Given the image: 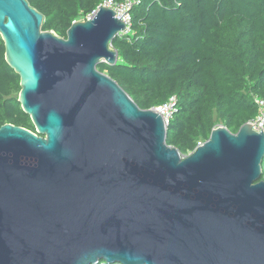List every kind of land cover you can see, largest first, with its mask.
I'll return each mask as SVG.
<instances>
[{
  "label": "water",
  "instance_id": "1",
  "mask_svg": "<svg viewBox=\"0 0 264 264\" xmlns=\"http://www.w3.org/2000/svg\"><path fill=\"white\" fill-rule=\"evenodd\" d=\"M0 0L5 61L35 128H0V264H264V133L214 128L186 156L97 69L126 30L98 7L66 39Z\"/></svg>",
  "mask_w": 264,
  "mask_h": 264
},
{
  "label": "trees",
  "instance_id": "2",
  "mask_svg": "<svg viewBox=\"0 0 264 264\" xmlns=\"http://www.w3.org/2000/svg\"><path fill=\"white\" fill-rule=\"evenodd\" d=\"M26 1L43 16L41 31L66 39L72 23L86 21L104 0ZM130 15L129 32L110 44L117 63L97 69L140 110L176 99L168 146L186 156L214 128L235 134L260 115L255 101H264V0H140ZM19 93L20 78L5 61L0 36V128L36 133ZM261 168L264 181V157Z\"/></svg>",
  "mask_w": 264,
  "mask_h": 264
},
{
  "label": "built area",
  "instance_id": "3",
  "mask_svg": "<svg viewBox=\"0 0 264 264\" xmlns=\"http://www.w3.org/2000/svg\"><path fill=\"white\" fill-rule=\"evenodd\" d=\"M140 4V0H124L121 3H116L113 0H104L100 6L112 9L116 17L119 18L126 26L124 33L129 32L131 24V10ZM99 6V7H100ZM122 33V34H124ZM121 35V34H120ZM256 104L259 106L260 115L248 124L253 125V129L257 132L262 131L264 133V101L256 100ZM176 99L170 98L166 104L157 108V112L163 118L166 126L168 125L169 119L176 113Z\"/></svg>",
  "mask_w": 264,
  "mask_h": 264
}]
</instances>
